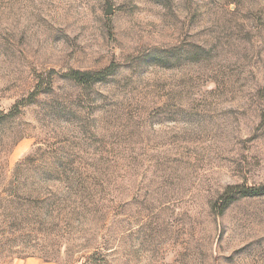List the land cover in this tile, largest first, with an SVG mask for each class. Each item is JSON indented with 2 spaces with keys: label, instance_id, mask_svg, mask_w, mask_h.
Wrapping results in <instances>:
<instances>
[{
  "label": "rangeland",
  "instance_id": "rangeland-1",
  "mask_svg": "<svg viewBox=\"0 0 264 264\" xmlns=\"http://www.w3.org/2000/svg\"><path fill=\"white\" fill-rule=\"evenodd\" d=\"M0 264H264V0H0Z\"/></svg>",
  "mask_w": 264,
  "mask_h": 264
},
{
  "label": "trees",
  "instance_id": "trees-1",
  "mask_svg": "<svg viewBox=\"0 0 264 264\" xmlns=\"http://www.w3.org/2000/svg\"><path fill=\"white\" fill-rule=\"evenodd\" d=\"M98 76H99L98 74H96L94 76V75H91L90 73L82 74V73H77V72L71 73L69 75V77L72 80L78 82L79 84L91 83V82L95 81L96 79H98L99 78ZM95 77H98V78H95Z\"/></svg>",
  "mask_w": 264,
  "mask_h": 264
},
{
  "label": "water",
  "instance_id": "water-1",
  "mask_svg": "<svg viewBox=\"0 0 264 264\" xmlns=\"http://www.w3.org/2000/svg\"><path fill=\"white\" fill-rule=\"evenodd\" d=\"M110 13V10H107L105 14H109Z\"/></svg>",
  "mask_w": 264,
  "mask_h": 264
}]
</instances>
